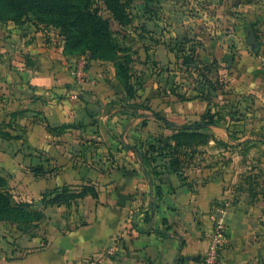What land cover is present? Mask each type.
Masks as SVG:
<instances>
[{"label": "crops", "instance_id": "0c3cea01", "mask_svg": "<svg viewBox=\"0 0 264 264\" xmlns=\"http://www.w3.org/2000/svg\"><path fill=\"white\" fill-rule=\"evenodd\" d=\"M207 9L206 31L214 38L205 44L202 58L211 61L231 55L230 72L242 80L244 92L258 98L256 113L264 114V0H208ZM63 48L64 38L53 29H40L29 21L23 25L0 22V56L10 53L17 65L11 67L16 70L4 69L6 73L0 74L4 87L0 122H8L14 136L0 140L23 145L16 160L24 165L5 176L14 192H21L24 201L35 202L33 208L44 214L27 232L0 222V264H76L110 246L116 250L105 264H176L180 256L196 264L194 257L208 250V234L222 209L228 243L218 264H264L263 180L253 196L240 177L230 178V184L226 174L213 169L175 171L167 156L146 162L129 140L131 123L106 117L105 108L91 107L93 99L100 105L107 101L95 78L101 80L97 61L65 55ZM23 54L31 59L25 56V60ZM84 59L92 66L72 74ZM182 108L186 117L194 113L199 119L204 113L198 103ZM253 123L248 126L254 128ZM258 123L264 127V119ZM47 124L78 127L54 133ZM211 128L217 139L227 141L222 128ZM241 141L244 150L240 148L237 156L260 163L250 173L264 178V144L253 137ZM143 144L140 141L139 150ZM257 146L259 155L253 154ZM36 166L43 173L36 174ZM64 185L78 190L93 185L98 196L89 195L71 205L41 202L42 193Z\"/></svg>", "mask_w": 264, "mask_h": 264}, {"label": "rangeland", "instance_id": "374dc122", "mask_svg": "<svg viewBox=\"0 0 264 264\" xmlns=\"http://www.w3.org/2000/svg\"><path fill=\"white\" fill-rule=\"evenodd\" d=\"M122 1L128 2L131 17V22L125 26L114 19L102 1L99 5L102 7V14L110 19L112 29L121 45L131 55L132 70L129 85L134 89V93H130L128 91L130 87L126 86V82L117 77L114 61L95 60L88 57L90 62L93 60L97 61V64L105 62L100 63L102 65L96 64L99 68L97 74L101 80L95 78L101 84L99 87L96 83L95 87H99L104 92L107 101L103 102L104 105H100L93 99L92 109L100 111L105 108L103 115L106 117L114 116L120 122L121 120L130 122L133 128L129 132L132 136L129 140L134 144V148H140V141L145 143L141 147L144 152L149 151L148 147L151 143L163 149L166 142L163 141L164 138L177 131L166 127L162 121L158 120L152 107L156 109L155 112L165 115L178 126H187L196 122L197 124L217 122L215 126L222 128L221 131L228 136L227 141L217 139L216 131L211 126L198 129V132L202 133L198 140H203L207 136L209 138L206 143L181 149L182 168L213 169L219 172L218 174L221 172L223 175L226 174L224 176L228 178V181L236 177L246 181L250 176H259V182L261 183L262 180L264 182L260 173H250L251 168L255 169V166L260 163L251 158L247 162L246 157L237 156L242 153L240 148L244 150L242 145L244 142L241 141L244 138L253 137L264 144V127L259 126L258 123L264 119V114L256 113L260 103L258 98L256 99L254 93L244 92L245 85L241 84L242 80L238 81L233 75L234 72H230L228 67L230 61L226 56L231 57V55L211 61L202 58V49L214 38L212 32L206 31L210 24V19L204 12L208 10V0ZM28 21L37 26L34 20ZM38 27L53 29L60 36L59 30L52 26L40 23ZM205 52H208L206 48ZM6 53L0 56V74L14 70L15 68L11 67L17 66L12 63L10 53L9 55ZM23 56L25 57L26 54ZM26 57L30 58V55ZM90 64L85 65L82 72L92 66ZM70 69H73V66ZM0 88L2 90L4 87L0 86ZM81 90L79 88L76 91ZM197 103L204 107V113L199 115V119H196L194 113L186 117L187 113L182 111V105ZM252 120L256 125L254 128L248 126ZM137 121L139 123L134 125ZM1 127L5 130L10 129L8 122ZM0 138L3 137L0 136ZM212 141L215 143L211 144ZM22 146L19 141L8 143L0 140V174L4 176L6 174L8 177V173L12 174V169L23 168V163L16 160V155L22 150ZM94 147L98 146L94 144ZM99 151L104 152L101 149ZM254 152L253 154L256 155L261 154L260 147L257 146ZM151 153H154V150ZM165 153L167 151L161 153L162 155H159L160 153L156 155L169 156ZM5 155L9 156L5 157ZM229 182L231 184L232 181ZM12 193L16 200L25 199L21 192L12 190ZM220 254L215 264H218ZM193 260L196 264H205V254L194 257ZM184 264L191 263L186 260Z\"/></svg>", "mask_w": 264, "mask_h": 264}, {"label": "trees", "instance_id": "16d2710c", "mask_svg": "<svg viewBox=\"0 0 264 264\" xmlns=\"http://www.w3.org/2000/svg\"><path fill=\"white\" fill-rule=\"evenodd\" d=\"M101 1L120 25L125 26L131 22L128 2L122 0H0V22L6 24L11 21L23 25L32 19L37 26L42 23L58 29L60 36L64 38L63 52L65 55H87L95 60L114 61L117 77L126 82V86L130 87L128 89L130 93H134V89L129 85L132 70L130 66L131 55L116 37L110 19L102 14V7L99 5ZM226 57L230 58L229 56ZM153 113L166 127L177 131L175 134L164 138L163 141L166 142L163 149L151 143L148 147L149 151L144 152L139 148L138 151L143 160L148 163L156 161L158 157L156 153L162 155L161 153L167 151L169 154L167 157H170V166L175 171H182L183 156L180 151L183 147L190 148L194 144L207 142L208 136L203 140H198V137L202 136L198 129L217 124V122L210 121L205 124H197L196 122L187 126H178L160 112L153 111ZM4 123L0 122V127ZM46 126L50 132L54 133H63L68 128L78 127V125L71 124H63L58 127H52L50 124ZM0 136L6 139L14 137L9 130H5L3 127L0 128ZM153 150L154 153H151ZM33 171L36 174L43 173V168L36 166ZM246 181L251 187L252 195L255 196V190L261 185L258 176H250ZM89 195L98 196L95 186L83 185L78 190L69 185H64L42 193L41 202L45 206L71 205ZM34 204L35 202L16 200L9 188L8 179L0 174V222H10L22 232L29 231L44 217L41 211L33 208ZM186 260L185 256H180L176 264H184Z\"/></svg>", "mask_w": 264, "mask_h": 264}, {"label": "built area", "instance_id": "2783aa9c", "mask_svg": "<svg viewBox=\"0 0 264 264\" xmlns=\"http://www.w3.org/2000/svg\"><path fill=\"white\" fill-rule=\"evenodd\" d=\"M79 68H74L72 74H77L82 72V69L87 65L86 59L82 60L79 64ZM86 67V66H85ZM262 67L264 68V53L262 54ZM209 247L205 254V264H215L217 258L219 257L220 251L228 243V231L227 223L225 219V210L217 215L211 231L209 232ZM116 247L110 246L106 248L100 255L95 256L85 262H79L76 264H105L106 258L112 256L115 253Z\"/></svg>", "mask_w": 264, "mask_h": 264}, {"label": "water", "instance_id": "95a60500", "mask_svg": "<svg viewBox=\"0 0 264 264\" xmlns=\"http://www.w3.org/2000/svg\"><path fill=\"white\" fill-rule=\"evenodd\" d=\"M188 258H189V256H188Z\"/></svg>", "mask_w": 264, "mask_h": 264}]
</instances>
